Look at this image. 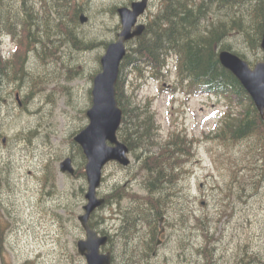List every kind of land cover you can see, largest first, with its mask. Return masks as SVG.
I'll return each mask as SVG.
<instances>
[{
	"label": "rangeland",
	"instance_id": "1",
	"mask_svg": "<svg viewBox=\"0 0 264 264\" xmlns=\"http://www.w3.org/2000/svg\"><path fill=\"white\" fill-rule=\"evenodd\" d=\"M3 1L5 20L10 10L16 12L19 22L27 18V9L39 16L40 29L35 33L43 44L33 36L34 45L26 49L21 26L13 30L20 35H11L5 26L0 35V53L5 61V73L0 78V264H87L78 251V242L86 239L78 217L87 203L88 181L86 175L77 176V162H82V157L74 138L89 124L87 111L105 43L116 41L120 32H116L121 28L120 17L110 11L114 6L131 7L136 0H78L89 19L84 24L79 21V25L70 20L67 10L62 12L65 20L60 24L57 22L62 17L56 13L53 21L46 19L39 0H35L34 8L22 0ZM168 2L153 0L141 21L150 24ZM215 7L216 3L211 19H225L229 10L216 9L214 13ZM66 28H74L78 41L91 43L90 49L81 42H69L63 31ZM57 31L59 41L52 42ZM175 63L169 59L158 80L144 82L130 74V69L127 78L123 73L124 89L134 103L146 110L150 103L148 115L154 116L159 146L174 139L175 133L191 140L189 160L183 155L180 160L183 165L177 186L167 189L177 194L174 202L166 205L169 221L163 224L162 242L156 246L150 264H204L199 251L205 243L216 264H235L241 257L245 264H264V173L257 166L258 154H253L255 143H220L215 134L227 111V99L188 94ZM149 148L130 152L129 167L110 163L103 171L99 196L122 186L126 192L121 200L124 212L133 204L131 194L146 197L144 185L149 176L143 167ZM152 148L158 153L156 146ZM67 158L76 169L74 176L60 171ZM44 174L49 177L47 184ZM118 208L107 205L95 213L97 228L114 238L103 251L114 255L121 243L117 236ZM176 208L181 209L180 215ZM198 218L210 219V240L204 237ZM141 230L139 235L149 234L146 224ZM249 254L253 256L250 263Z\"/></svg>",
	"mask_w": 264,
	"mask_h": 264
},
{
	"label": "trees",
	"instance_id": "2",
	"mask_svg": "<svg viewBox=\"0 0 264 264\" xmlns=\"http://www.w3.org/2000/svg\"><path fill=\"white\" fill-rule=\"evenodd\" d=\"M22 1L25 6L34 8L35 0ZM213 1L202 0V3H197L196 0H169L167 5L153 16L143 36L128 45V53L122 63L117 85V99L123 110L122 127L118 136L128 146L130 152L151 146L148 149L150 153L144 158L143 167L145 175L149 176L146 177L144 185L148 195L141 198L137 194H131L133 204L126 208L125 212L121 208L123 193L126 194L122 186L116 187L114 192L104 197L106 200L104 207L119 206L117 219L120 225L117 236L121 243L118 254L114 255L111 252L112 264H150L158 243L159 222L165 216V222L169 221L165 208L167 204L174 202L173 196L177 194L168 192L167 189L177 186L183 165V161H180L182 155L189 160L188 154L191 152V140L187 136L181 138L182 135L178 133H175V138L170 139L164 146H159L161 144L155 139L157 126L154 116L148 115L150 103L145 106L148 109L146 110L144 106L134 103L132 95H128L124 89L127 70L130 69V74L134 73L136 78L145 80L144 82L149 79L158 80L160 76H163L168 60L175 59L178 78L181 79L184 88L186 86L188 94H208L227 99V111L215 138L220 143L238 144L246 140L254 142L253 154H258L257 166L264 173V119L241 83L221 65L219 60V53L227 50L246 60L252 67L259 62H264V52L261 49L264 33V0ZM223 1H225L224 4ZM39 2L43 6L46 19L50 18L53 21L55 19L53 13H56L58 18L62 17L57 22L60 24L62 20H65L62 12L65 13L67 10L69 16L71 15L70 20L79 25L80 15L84 9L81 8L78 0H39ZM214 3H216L212 11L214 13L216 9L229 10V13L224 15L225 19L218 17L211 19L213 16L210 17V12ZM5 6L4 1L0 0V35L5 28L11 35H20V32L13 30L21 26L26 49H31L34 45L32 37L34 36L35 40L39 39L35 33V29H40L39 16L30 14L31 10L27 9L24 12L27 18L19 22V19L14 16L16 12L10 10L6 21ZM117 8V6L112 7L110 12L117 14ZM34 16L35 19L32 21L31 18ZM119 30L120 26L116 32ZM63 31L67 34L69 42L74 45L81 42L86 50L90 49L91 43L82 42V39L78 41L74 28H66ZM59 33L58 31L55 33L53 40L49 39L52 42L59 41L57 37ZM38 42L43 44L42 40ZM61 42L65 43L63 40ZM239 43L243 46L241 47ZM109 44L105 43V47L107 48ZM236 45L241 48H237ZM249 55H254L255 59L252 61ZM124 72L125 79H123ZM132 83L135 84L134 81ZM154 146L159 149L158 153L152 151ZM78 153L82 157V162H77L80 167L77 176L85 178L86 158L80 147H78ZM44 176V182L47 184L49 177L46 174ZM84 191L83 189V194ZM175 211L178 215L181 214V209L176 208ZM95 217L96 214L91 218V227L100 234L109 235L97 228L99 223L95 221ZM198 221L203 226L204 237L210 240V219L198 218ZM144 224L148 226L149 234L139 235ZM113 239L110 237L109 246L113 243ZM201 248L203 249L198 251L204 257V264H216L212 251L207 249V244L205 243ZM252 258L253 256L249 254L248 263ZM235 264H245V259L241 257Z\"/></svg>",
	"mask_w": 264,
	"mask_h": 264
},
{
	"label": "water",
	"instance_id": "3",
	"mask_svg": "<svg viewBox=\"0 0 264 264\" xmlns=\"http://www.w3.org/2000/svg\"><path fill=\"white\" fill-rule=\"evenodd\" d=\"M149 0L133 2L131 7H120L121 31L117 40L110 43L101 58L102 70L95 76L92 89V106L87 111L88 126L75 136V142L82 148L87 159L85 168L88 188L84 213L79 216L86 239L78 242V251L85 257L87 264H112L111 253L103 252L109 237L100 235L90 225L92 215L105 205V199L99 196L105 167L116 162L123 167L131 165L130 150L121 142L118 131L122 125L123 110L117 99V84L120 78L121 64L127 55V43L141 37L146 25L139 24V18L145 14ZM86 23L85 14L80 17ZM264 51V33L261 43ZM221 65L230 71L252 98L257 110L264 118V62L252 68L249 63L231 51L219 53ZM60 171L76 174L72 159L67 158L60 165ZM164 218L161 219V223ZM160 244V242H159Z\"/></svg>",
	"mask_w": 264,
	"mask_h": 264
},
{
	"label": "flooded vegetation",
	"instance_id": "4",
	"mask_svg": "<svg viewBox=\"0 0 264 264\" xmlns=\"http://www.w3.org/2000/svg\"><path fill=\"white\" fill-rule=\"evenodd\" d=\"M153 0H150L149 2V5H148V9L150 8L151 4H152ZM145 23V22H144ZM3 55L0 53V69H1V72H0V78L2 79L3 78V74L5 73V61L3 59ZM6 64H8L6 62ZM19 102V101H18Z\"/></svg>",
	"mask_w": 264,
	"mask_h": 264
},
{
	"label": "bare ground",
	"instance_id": "5",
	"mask_svg": "<svg viewBox=\"0 0 264 264\" xmlns=\"http://www.w3.org/2000/svg\"><path fill=\"white\" fill-rule=\"evenodd\" d=\"M213 1V0H212ZM211 2V1H210ZM214 2V1H213ZM227 2V1H226ZM225 3V1H223V4ZM230 5V4H229Z\"/></svg>",
	"mask_w": 264,
	"mask_h": 264
}]
</instances>
